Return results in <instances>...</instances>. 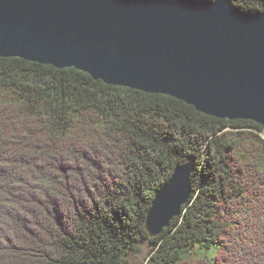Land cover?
I'll return each instance as SVG.
<instances>
[{
	"label": "trees",
	"instance_id": "1",
	"mask_svg": "<svg viewBox=\"0 0 264 264\" xmlns=\"http://www.w3.org/2000/svg\"><path fill=\"white\" fill-rule=\"evenodd\" d=\"M262 133L73 68L0 57V264H264ZM186 162L189 201L150 237L147 211Z\"/></svg>",
	"mask_w": 264,
	"mask_h": 264
},
{
	"label": "water",
	"instance_id": "2",
	"mask_svg": "<svg viewBox=\"0 0 264 264\" xmlns=\"http://www.w3.org/2000/svg\"><path fill=\"white\" fill-rule=\"evenodd\" d=\"M0 57L73 68L264 128V9L232 0H0ZM193 162L174 168L145 218L150 237L179 216Z\"/></svg>",
	"mask_w": 264,
	"mask_h": 264
},
{
	"label": "rangeland",
	"instance_id": "3",
	"mask_svg": "<svg viewBox=\"0 0 264 264\" xmlns=\"http://www.w3.org/2000/svg\"><path fill=\"white\" fill-rule=\"evenodd\" d=\"M261 136H263L264 137V134H261ZM264 139V138H263Z\"/></svg>",
	"mask_w": 264,
	"mask_h": 264
},
{
	"label": "bare ground",
	"instance_id": "4",
	"mask_svg": "<svg viewBox=\"0 0 264 264\" xmlns=\"http://www.w3.org/2000/svg\"><path fill=\"white\" fill-rule=\"evenodd\" d=\"M262 134H264V133H262ZM263 137V136H262ZM264 138V137H263Z\"/></svg>",
	"mask_w": 264,
	"mask_h": 264
}]
</instances>
